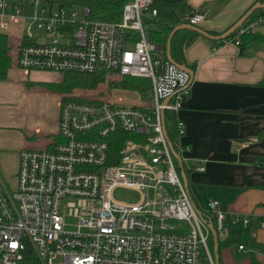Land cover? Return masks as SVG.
<instances>
[{"label":"built area","instance_id":"2783aa9c","mask_svg":"<svg viewBox=\"0 0 264 264\" xmlns=\"http://www.w3.org/2000/svg\"><path fill=\"white\" fill-rule=\"evenodd\" d=\"M24 2L28 14L0 0V32L16 26L26 38L14 44L18 68L142 78L149 89L135 100L117 99L134 93L120 87L109 98L71 99L69 93L59 104L53 147L18 150L14 187L0 180V264H18L30 254L38 264H214L209 226L226 235L239 225L254 236L261 222L252 226L247 215L225 213L215 199L205 209L193 206L184 187L174 155L187 170L202 172L204 162L181 157L184 126L176 112L189 75L152 53L158 45L145 32L146 18L156 14L152 1L125 2L116 22L90 19L84 4L77 10L70 3ZM183 20L197 26L203 14L191 10ZM258 25L264 12L235 31ZM165 112L175 115L174 144ZM124 133L131 137L109 150L107 140ZM116 188L135 191L138 199L115 200ZM237 250L247 252L242 244Z\"/></svg>","mask_w":264,"mask_h":264},{"label":"crops","instance_id":"0c3cea01","mask_svg":"<svg viewBox=\"0 0 264 264\" xmlns=\"http://www.w3.org/2000/svg\"><path fill=\"white\" fill-rule=\"evenodd\" d=\"M8 1L21 5L22 14L29 13L24 0ZM61 1L73 4V0H43L40 5L50 8ZM254 2L186 0L192 10L202 12L203 20L197 26L209 34L224 31ZM252 30L264 35V25ZM0 33L7 37L10 54L6 77L0 81V180L11 189L18 150L53 147L59 104L70 91L55 86L61 79L60 72L58 79L44 78L37 83L36 74L41 70H23L15 65L14 44L26 42L18 27L9 25ZM180 62L191 70L192 76L176 112L184 126L179 142L190 160L198 158L204 162V170L195 171L198 174L194 182L189 183L194 170L188 171L186 185L191 200L204 209L198 205V196L203 202L215 199L217 209L247 215L252 226L261 222L255 235L250 236L258 247L245 246L247 252H241L237 243H231L236 244L237 253L249 254L244 261L231 258V244L221 246L218 256L220 264H264V46L247 45L240 49L232 38L214 41L196 33L181 48ZM192 183L197 197L190 190ZM227 236L217 234V240L223 242Z\"/></svg>","mask_w":264,"mask_h":264},{"label":"trees","instance_id":"16d2710c","mask_svg":"<svg viewBox=\"0 0 264 264\" xmlns=\"http://www.w3.org/2000/svg\"><path fill=\"white\" fill-rule=\"evenodd\" d=\"M129 0H83L82 3L88 8V17L92 20L99 21H110L116 22L119 20L122 5ZM151 7L156 10L155 16L149 20H145L149 29L147 31L148 39L158 46H162L160 52L164 53V47L166 43L167 36L170 29L177 24H183V16L190 12L192 9L186 4V0H151ZM263 4L262 7L254 10L245 20L261 14L264 12V0H255L254 3ZM60 4L66 3L65 1L59 2ZM237 31H233L227 38H232L237 41V45L240 49L245 46L261 47L264 46V35L257 34L255 32H248L237 35ZM196 33L190 30H178L176 31L170 39L169 53L171 60L174 63L181 64V48L187 44L191 38ZM130 40L136 38L134 33H130ZM9 46L7 44V37L5 34L0 33V81L4 80L6 77V71L10 66V56L8 54ZM164 57V56H163ZM103 79L102 73H80V72H63L59 82L55 84L57 89L70 91L73 88H94L98 82ZM146 82V83H145ZM113 83H111L112 85ZM114 85L120 88H132L137 89L140 92L145 91L149 88V81L142 78H130L123 77L118 83ZM146 97V92L142 94ZM164 122L166 126V131L169 140L174 144V125H175V115L172 112H165ZM264 133V131L262 132ZM131 137L128 134H121L120 136H111L107 140L109 145V150L114 153L119 148V144L123 138ZM110 161H112L110 159ZM184 177L187 180L188 171L184 166H182ZM179 172V168L177 167ZM218 234V233H217ZM226 240L223 242L217 240V253L221 246L229 245L231 243L242 244L249 247H258L250 237L247 228H242L241 226L231 227L227 233ZM208 245L212 250L213 244L210 236ZM33 256L30 254L21 260L18 264H36L32 259ZM250 264H254L252 261Z\"/></svg>","mask_w":264,"mask_h":264},{"label":"rangeland","instance_id":"374dc122","mask_svg":"<svg viewBox=\"0 0 264 264\" xmlns=\"http://www.w3.org/2000/svg\"><path fill=\"white\" fill-rule=\"evenodd\" d=\"M82 1L83 0H73L72 1L73 2V6L77 10L81 9ZM146 20H149V19L146 18ZM145 32H147V30H145ZM152 53H154L156 55H159L158 54L159 53L158 50L157 51H153ZM36 77L38 79L37 83H39V82L44 81V78H47V79H58L60 77V73L56 72V71L41 70L38 74H36ZM119 81H120V79H118L117 77H111V76L103 75L102 81L98 82L95 85L94 88H87V89L73 88V89L70 90V92H69L70 95L68 97L71 98V99H84V98H81V97H91V98L104 97V98H109V97H111L112 92L115 94L116 91H114V88L119 87L117 85H114V83H118ZM111 83H113V84L111 85ZM126 89L130 90L129 92L134 91V93L133 94H115L116 95L115 97L117 99H130L131 97H133L132 100H135L137 98V96L144 97V96H142V94L144 92H146V96H147L149 88L146 89L143 92H140L137 89L134 90L132 88H126ZM135 92H136V94H135ZM181 157L183 159L187 160V161L190 160L189 155L185 151L182 152ZM197 174L198 173L195 172V171L190 173V178L191 179H190L189 183L195 181L194 179H195ZM193 184L194 183L189 184V187H190V190L192 191V193H194L195 196L197 197V194L194 191V185ZM6 185H7V187H10V183L9 182ZM138 196H139V194L137 192L132 191L130 189H124V188H116L112 192L113 199L118 200V201H123V202L135 201V200L138 199ZM201 199H202V197L198 196V200H197L198 203H199L198 205H200L201 207H203L205 209V207H206L205 203L206 202L205 201L204 202L201 201ZM67 222L70 223V220H68ZM25 244L28 247V243L25 242ZM235 246H236V244H231L230 246H228L229 249L232 251L231 258L235 262H240L241 260L244 261L247 258V255H249V254L248 253H237L235 251ZM32 259L34 260V262L36 264H38V260H37V258L35 256H33Z\"/></svg>","mask_w":264,"mask_h":264},{"label":"water","instance_id":"95a60500","mask_svg":"<svg viewBox=\"0 0 264 264\" xmlns=\"http://www.w3.org/2000/svg\"><path fill=\"white\" fill-rule=\"evenodd\" d=\"M263 4H260L258 2L256 3H253L235 22H233L228 28H226L224 31L218 33V34H209L207 31L201 29L200 27L198 26H194V25H190V24H187V23H183V24H179V25H175L173 26L170 31H169V34L167 36V39H166V43H165V47H164V54H165V58L171 62H173L171 60V57H170V53H169V45H170V39L171 37L173 36V34L175 33V31L179 30V29H186V30H190V31H193L197 34H200L202 36H205L211 40H214V41H221V40H224L226 39L233 31H235V29L240 26L244 20L256 9L262 7ZM158 51H161L163 48L162 46H157L156 48ZM174 63V62H173ZM178 68L186 71L189 75V81H190V78L192 76V72L189 68L185 67L184 65L182 64H177V63H174ZM188 81V83H189ZM163 117V113H161V118ZM163 131H164V134H165V130H164V124H163ZM174 158L177 162V167L179 168V174H180V177H181V180L184 184V187L187 189L188 191V188H187V185H186V179L184 177V173H183V169H182V163H181V159H180V156L178 154H175L174 155ZM193 204V203H192ZM194 206V204H193ZM209 230H210V235H211V239H212V244H213V248H212V256H213V262L214 264H220L219 262V256H218V253H217V233L216 231L211 227L209 226Z\"/></svg>","mask_w":264,"mask_h":264}]
</instances>
